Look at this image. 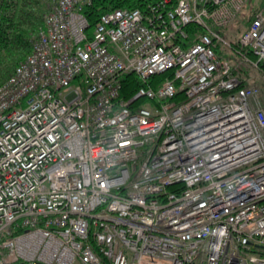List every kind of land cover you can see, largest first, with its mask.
I'll list each match as a JSON object with an SVG mask.
<instances>
[{
  "label": "built area",
  "instance_id": "obj_1",
  "mask_svg": "<svg viewBox=\"0 0 264 264\" xmlns=\"http://www.w3.org/2000/svg\"><path fill=\"white\" fill-rule=\"evenodd\" d=\"M91 1L54 0L0 84V264H264V102L237 71L264 74V7L233 67L215 27L248 0L116 8L90 31Z\"/></svg>",
  "mask_w": 264,
  "mask_h": 264
},
{
  "label": "trees",
  "instance_id": "obj_2",
  "mask_svg": "<svg viewBox=\"0 0 264 264\" xmlns=\"http://www.w3.org/2000/svg\"><path fill=\"white\" fill-rule=\"evenodd\" d=\"M156 1L92 0L83 4L82 12L89 22V30L92 31L101 15L106 12L116 8H139L142 11H148L149 5ZM53 2L54 0H0V84L14 72L16 66L32 51L33 39L42 28L44 17ZM259 9L261 8L250 12L240 11L236 17L238 23L235 28L226 29V26L215 27L231 43L233 53L221 50V43L216 46V51L219 56L227 60L233 67L240 61V56L235 52V49L239 47L240 35L249 27L254 14ZM201 31L202 28L199 25L190 23L186 26L187 38H180L179 41L189 45ZM249 54L252 58H255L254 55ZM237 71L243 79L244 85H258L261 88V97L264 102L263 72L249 63H241L237 67ZM171 75V73H164L154 76L152 81L158 83ZM121 82V96L126 98L134 95L138 88L143 85L142 80L135 73L124 74ZM181 98H183V94L182 91H179L176 99L179 100ZM143 102L146 104L152 103V101L145 100ZM253 251L264 255V248H254Z\"/></svg>",
  "mask_w": 264,
  "mask_h": 264
},
{
  "label": "rangeland",
  "instance_id": "obj_3",
  "mask_svg": "<svg viewBox=\"0 0 264 264\" xmlns=\"http://www.w3.org/2000/svg\"><path fill=\"white\" fill-rule=\"evenodd\" d=\"M263 6H264V0H248V1L246 2V4L244 5L242 11L250 12V11L255 10V9H257V8H262ZM237 23H238V19L236 18V19L233 20L230 24L226 25L225 28H226V29H227V28H229V29L235 28L236 25H237ZM220 49H221V50H225V51L227 50V51H229L230 53H231V52L233 53L232 48H231V47H228V46H227L226 44H224V43H221V44H220Z\"/></svg>",
  "mask_w": 264,
  "mask_h": 264
}]
</instances>
